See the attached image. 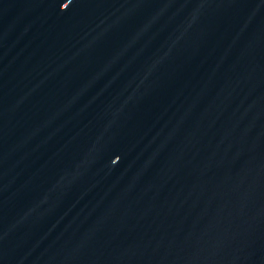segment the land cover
I'll use <instances>...</instances> for the list:
<instances>
[{"label": "water", "instance_id": "water-1", "mask_svg": "<svg viewBox=\"0 0 264 264\" xmlns=\"http://www.w3.org/2000/svg\"><path fill=\"white\" fill-rule=\"evenodd\" d=\"M0 264H264V0H0Z\"/></svg>", "mask_w": 264, "mask_h": 264}]
</instances>
